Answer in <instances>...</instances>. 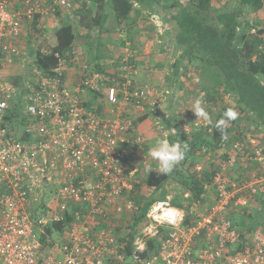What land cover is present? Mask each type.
Segmentation results:
<instances>
[{"label":"built area","instance_id":"2783aa9c","mask_svg":"<svg viewBox=\"0 0 264 264\" xmlns=\"http://www.w3.org/2000/svg\"><path fill=\"white\" fill-rule=\"evenodd\" d=\"M75 8L76 0H0V67L23 55L21 36L36 15ZM80 58L76 51L71 62L61 58L56 73L62 76ZM129 58H124L121 79L107 87L97 73L87 75L86 66L75 88L34 70L25 95L26 115L33 121L19 129L5 121L11 101H17L16 88L0 75V264H264V230L253 231L240 250L244 239L230 218L264 193L260 146L253 145L250 155L239 146L220 164L215 192L207 187L187 210L174 206L171 197L155 199L135 233L119 232L130 226L121 222L140 211L130 193L134 178L129 179L144 142L135 121L148 114L160 119L169 94L138 84ZM82 86L102 89L112 106H84ZM240 161L255 168L233 178ZM41 191L44 199L50 193L53 206L39 200ZM67 213L73 218L63 239L48 237L46 226L64 221ZM152 240L159 242L157 250H149Z\"/></svg>","mask_w":264,"mask_h":264},{"label":"trees","instance_id":"16d2710c","mask_svg":"<svg viewBox=\"0 0 264 264\" xmlns=\"http://www.w3.org/2000/svg\"><path fill=\"white\" fill-rule=\"evenodd\" d=\"M76 1L78 3L72 13L58 9L56 15H36L23 30V55L13 60L23 64L25 72L8 79L16 88L18 98L15 102L11 101L5 116V121L16 129L33 121L26 115L25 95L33 82L34 70L47 80L62 78L64 86H68V71L61 76L56 70L60 67L61 58L70 61L75 51L80 57L87 56V52L79 47V42L85 40V43H80L84 46L94 43L97 52L93 57L89 56L90 60L85 65L87 75L88 71L90 74L97 73L103 78L105 87L113 86L121 79L126 55L119 58L105 56L98 45H103L101 36L110 16L121 26L135 12V3L144 5L147 0ZM153 2H163L167 9L174 11L171 16L174 23L169 31L171 37L161 40L160 45L163 49L174 45L180 52L172 64L177 77L185 79L187 85L189 81L194 83L195 79H199L196 85L189 86V91L196 97L193 104L199 113L207 115L210 122L196 126L185 117L187 124L192 123V128L182 131L177 125L179 116L165 121L168 159L161 166L151 164L148 172L144 168L137 172L130 193L131 198L140 205V211L128 215L132 218L121 223L129 224V229L119 227V232L131 230L135 233L155 199L171 197L174 206L187 210L207 191V187L214 193L213 178L219 172L220 164L235 155L241 145L245 146L243 154L250 155L253 146L251 138H258L257 146L264 148V0ZM253 29L256 30L254 34ZM118 41L119 45L124 44ZM128 61L138 70L140 63L136 55L131 54ZM101 90L82 86L79 91L82 104L99 110L112 106ZM196 102L200 104L197 106ZM181 106L184 104L181 103ZM147 118L149 115L137 119L136 128ZM171 129H175V132L171 133ZM204 158L207 162L205 167L202 164ZM245 170L247 168L240 161L232 171L233 178L242 176ZM238 214L250 220L242 222L241 227L234 224L244 239V243L239 245L242 250L248 245V237L253 231L264 230V193H258L249 207L233 211L230 218L234 221ZM72 218L67 213L64 221L47 225L46 235L55 240L54 235L64 233ZM46 235L41 237L44 245ZM134 237L133 234L128 236L127 250H130ZM158 244L157 240L150 241L149 250H157Z\"/></svg>","mask_w":264,"mask_h":264},{"label":"crops","instance_id":"0c3cea01","mask_svg":"<svg viewBox=\"0 0 264 264\" xmlns=\"http://www.w3.org/2000/svg\"><path fill=\"white\" fill-rule=\"evenodd\" d=\"M166 6L167 5L163 2L157 4L153 2V0H147L144 5L135 3V12L131 18L121 26L117 25L118 23L113 16H110L103 35L101 36L103 45H98L101 54H105V56L112 55L119 58L128 53L136 55L138 63H140L135 76L138 83L148 84V82H151V84H153L158 90H170V94L161 108L160 119L152 114H148L149 118L137 125V131L142 135L144 142L142 148L139 149L138 155L134 157V160L130 165L132 173L129 179H135L139 168L145 169L147 163L149 165L157 163L161 166L167 161L168 143L162 147L164 151H161V148L152 145H155L154 143L158 144L159 141H163V138L167 136L166 132H164L166 120H170L173 116H179L180 122L183 121L182 119L186 115H189L186 111L183 112L179 109L178 111L176 106L181 105V103L184 105L188 104L189 106L196 98L189 91V85L192 84V81H189L187 85L185 79L176 76V70L172 67V64L180 55V52L176 50L174 45L172 46L175 50L174 58L171 57V61L168 63L165 62L168 53L166 51L167 49L161 48V34L159 33V30L161 29L160 26H165L169 38L171 37L169 31L172 30V25L174 23L171 20L174 11L170 8L167 9ZM156 22L162 25H159L158 27ZM158 33L160 35H158ZM111 39H113V41H111ZM118 40L124 44L119 45ZM85 42V40L79 42V47L87 52V56L84 57L82 55L80 60L74 64V66H70L67 72V83L70 88L76 87L80 80L82 69H84L85 64L90 60L89 56L93 57V54L97 53L95 51L96 48L94 43H92V46H90L91 44L85 46L80 44ZM154 79L157 81L154 82ZM165 86L167 88L163 89ZM187 111L189 112V110ZM160 121L163 123L161 127L162 130L158 128ZM179 122L177 125L180 127L182 122ZM155 126L158 128L156 130L157 133L154 131ZM189 130L190 129H188V131ZM170 131L171 133H174L175 129H171ZM204 159L206 160V158ZM132 180L133 179H131L130 182H132Z\"/></svg>","mask_w":264,"mask_h":264},{"label":"rangeland","instance_id":"374dc122","mask_svg":"<svg viewBox=\"0 0 264 264\" xmlns=\"http://www.w3.org/2000/svg\"><path fill=\"white\" fill-rule=\"evenodd\" d=\"M156 25H158V27H159V25H162V24H159L158 22H156ZM161 27V29L159 30V33L161 34H159L158 33V35H160V40H163V39H168V36H167V33H166V28H165V26H160ZM164 37H166V38H164ZM164 41V40H163ZM167 60L165 61V62H169V61H171V57H173L174 58V55H175V50L173 49V47H169V48H167ZM126 55H131V53H128V54H126ZM16 61H9V62H6V65H4V66H2V67H0V68H2V70H0V75L2 76V77H4L5 79H10V77H14V76H18V75H22L24 72H25V66L23 65V64H20L18 61H17V63H15ZM166 72V71H165ZM155 81H157L156 79H154V82ZM148 85H153V84H151V82H148ZM191 85H196V83L194 82V83H192V84H190L189 86L191 87ZM154 86V85H153ZM167 87L165 86L163 89H166ZM166 91H168V92H170V90H168V89H166ZM228 99V98H227ZM200 103L199 102H196V105L198 106ZM176 108H177V110L179 109V110H181V111H186L187 113H189V115H186L185 117L187 118V120L189 121V122H196V123H198V124H203V125H206L207 123H209L210 122V119L209 118H205L204 119V115H202V114H200L199 113V111H198V109H197V107L192 103L191 105H189L188 106V104H185L184 106H181V105H178V106H176ZM178 110V111H179ZM187 110H189V112L187 111ZM163 111V110H162ZM162 115H163V112H162ZM177 115H178V113H177ZM185 117L182 119L183 121H180L179 123H181L182 125H180V128H181V130L183 131V130H185V128H183V124H186V128L187 129H191L192 127L189 125V124H187L188 122L185 120ZM162 125H163V123L160 121V125L158 126V128L159 129H161L162 130ZM158 128H156V126H155V128H154V131L156 132V130L158 129ZM152 131V130H151ZM163 132V131H162ZM157 133V132H156ZM160 140V139H159ZM167 139H166V137L165 138H163V141H159L158 142V144H156V143H154L155 145H152V146H156V147H159V148H161L162 150L161 151H164V149L162 148V147H164V145L165 144H167V141H166ZM251 141H252V145H255V146H257L259 143H258V138H256V137H253V138H251L250 139ZM165 141V142H164ZM202 164H203V166L205 167L206 165H207V163H206V160L204 159L203 160V162H202ZM252 167H253V169L255 168V166L253 165V164H251V165H248L247 166V170H249V171H253V169H252ZM139 171H140V168H139ZM246 171V170H245ZM55 191H56V188H54L53 189V192L55 193ZM40 193V198H39V200L41 201V202H47L49 205H51V206H53L54 204H55V202H53V197L50 195V193H47L48 195H47V198L46 199H44V192H39ZM245 220H247V221H250L249 219H245V218H242L239 214L238 215H236V217H235V220L233 221L234 222V224L236 225V226H238V227H241L240 225H241V223L242 222H244ZM54 238L57 240V241H60V240H62L63 239V235H61V234H55L54 235Z\"/></svg>","mask_w":264,"mask_h":264},{"label":"bare ground","instance_id":"6f19581e","mask_svg":"<svg viewBox=\"0 0 264 264\" xmlns=\"http://www.w3.org/2000/svg\"><path fill=\"white\" fill-rule=\"evenodd\" d=\"M90 59V58H89Z\"/></svg>","mask_w":264,"mask_h":264}]
</instances>
